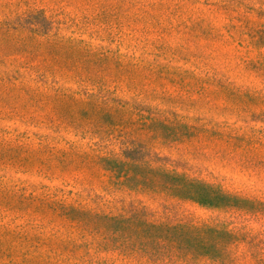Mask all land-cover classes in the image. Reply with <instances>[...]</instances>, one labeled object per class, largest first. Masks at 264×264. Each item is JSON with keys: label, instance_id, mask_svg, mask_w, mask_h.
<instances>
[{"label": "rangeland", "instance_id": "1", "mask_svg": "<svg viewBox=\"0 0 264 264\" xmlns=\"http://www.w3.org/2000/svg\"><path fill=\"white\" fill-rule=\"evenodd\" d=\"M134 206L264 264V0H0V264H172Z\"/></svg>", "mask_w": 264, "mask_h": 264}, {"label": "trees", "instance_id": "2", "mask_svg": "<svg viewBox=\"0 0 264 264\" xmlns=\"http://www.w3.org/2000/svg\"><path fill=\"white\" fill-rule=\"evenodd\" d=\"M34 33H36L35 30ZM11 79H13V77ZM192 188H194V193L208 197L206 199L198 200L199 203H202L203 201H209V203H211V197L213 196V185L206 182L195 181ZM220 194L222 196H224L223 194L229 195V198L242 200V197L222 190L217 192V195ZM132 211L135 214L133 216L138 219L136 230L143 235L142 237L146 236L145 238L150 248L152 250H165L163 261L172 264H188V256L190 255L189 252L196 251L197 248L194 243L192 244V242L190 243L184 238V232L182 230L183 225L158 221L160 219H156V216L151 214V212L146 207L134 206ZM100 214H102L101 216H104L110 220H116L122 223L127 220H132L131 218L133 217L132 214L124 210L120 212L102 211ZM190 228L197 233L210 232L213 230V228H210L208 225H204L202 227L190 225ZM126 239L131 242L133 238L126 237L125 241Z\"/></svg>", "mask_w": 264, "mask_h": 264}]
</instances>
